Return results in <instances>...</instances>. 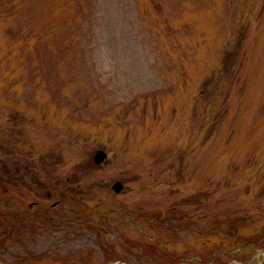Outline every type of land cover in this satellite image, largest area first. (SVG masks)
<instances>
[{"label": "rangeland", "instance_id": "rangeland-1", "mask_svg": "<svg viewBox=\"0 0 264 264\" xmlns=\"http://www.w3.org/2000/svg\"><path fill=\"white\" fill-rule=\"evenodd\" d=\"M0 264H264V0H0Z\"/></svg>", "mask_w": 264, "mask_h": 264}, {"label": "water", "instance_id": "water-1", "mask_svg": "<svg viewBox=\"0 0 264 264\" xmlns=\"http://www.w3.org/2000/svg\"><path fill=\"white\" fill-rule=\"evenodd\" d=\"M103 157L104 153L102 151H99L96 155L95 162L99 164L102 161ZM113 188L116 192H119L122 188V184L120 182H117Z\"/></svg>", "mask_w": 264, "mask_h": 264}]
</instances>
